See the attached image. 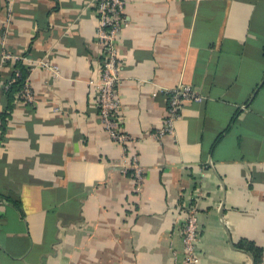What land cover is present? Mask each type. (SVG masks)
Wrapping results in <instances>:
<instances>
[{
  "label": "crops",
  "instance_id": "obj_1",
  "mask_svg": "<svg viewBox=\"0 0 264 264\" xmlns=\"http://www.w3.org/2000/svg\"><path fill=\"white\" fill-rule=\"evenodd\" d=\"M96 1L0 0V264H184L194 191L200 264H264V0H125L119 113L142 191L88 84ZM7 54L32 95L8 114ZM179 85L203 98L150 137Z\"/></svg>",
  "mask_w": 264,
  "mask_h": 264
},
{
  "label": "built area",
  "instance_id": "obj_2",
  "mask_svg": "<svg viewBox=\"0 0 264 264\" xmlns=\"http://www.w3.org/2000/svg\"><path fill=\"white\" fill-rule=\"evenodd\" d=\"M200 1V0H197ZM125 0H97L96 11L98 15V26L96 29V40L103 47L102 63L100 66V77L90 80L97 95V104L100 118L105 129L119 145L129 161L121 164L124 170H131L136 191H142L145 183V168L137 154L129 153V142L133 139L131 134L125 132L120 120L122 100L120 95L121 63L119 60V43L121 31L129 25L124 14ZM3 58L12 61L19 57L16 55H4ZM53 68V67H52ZM56 75L59 68H53ZM18 75V73H17ZM19 100L32 101L29 79L19 93ZM202 95L187 85H179L168 92V105L164 112L163 125L160 129L150 132V137L158 138L164 134L175 132L176 122L181 116L185 103L200 101ZM201 198L199 191L192 193V203L186 208V217L183 224V246L185 251L184 264H200L198 243L200 240V221L197 202Z\"/></svg>",
  "mask_w": 264,
  "mask_h": 264
},
{
  "label": "trees",
  "instance_id": "obj_3",
  "mask_svg": "<svg viewBox=\"0 0 264 264\" xmlns=\"http://www.w3.org/2000/svg\"><path fill=\"white\" fill-rule=\"evenodd\" d=\"M10 62L13 64V74L6 88V94L9 99V107L7 109V114L10 113V111L12 110V102L18 98L21 89L25 85V82L29 79V70L25 66L23 60L17 59L13 62ZM254 248L255 247L252 245V251L256 256V262L259 263L261 258L260 251H256L254 250Z\"/></svg>",
  "mask_w": 264,
  "mask_h": 264
}]
</instances>
